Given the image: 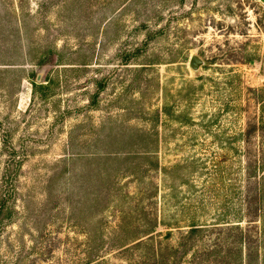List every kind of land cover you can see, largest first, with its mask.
<instances>
[{
    "label": "rangeland",
    "instance_id": "obj_1",
    "mask_svg": "<svg viewBox=\"0 0 264 264\" xmlns=\"http://www.w3.org/2000/svg\"><path fill=\"white\" fill-rule=\"evenodd\" d=\"M42 1L0 0V181L23 164L0 264H83L89 237L122 264L124 215L157 207L164 232L239 207L264 3Z\"/></svg>",
    "mask_w": 264,
    "mask_h": 264
},
{
    "label": "trees",
    "instance_id": "obj_2",
    "mask_svg": "<svg viewBox=\"0 0 264 264\" xmlns=\"http://www.w3.org/2000/svg\"><path fill=\"white\" fill-rule=\"evenodd\" d=\"M45 89L41 87L42 93ZM255 91L253 99L258 109L245 110L248 113L242 131L245 184L243 189H236L241 200L239 207L227 209L213 222L167 226L164 232L159 231L157 207L153 212L141 208L138 225L127 224L124 215L118 224L122 233L116 239L126 254L122 264H264V90ZM22 165L12 148L0 181V224L11 214L8 202ZM156 195L154 191L150 197ZM89 241L86 252L90 256L83 264H118L99 255L103 244L92 241L91 237Z\"/></svg>",
    "mask_w": 264,
    "mask_h": 264
},
{
    "label": "water",
    "instance_id": "obj_3",
    "mask_svg": "<svg viewBox=\"0 0 264 264\" xmlns=\"http://www.w3.org/2000/svg\"><path fill=\"white\" fill-rule=\"evenodd\" d=\"M264 3V0H260ZM190 67L195 70L198 71L202 66H204L206 64V61L199 55H193L190 59Z\"/></svg>",
    "mask_w": 264,
    "mask_h": 264
}]
</instances>
